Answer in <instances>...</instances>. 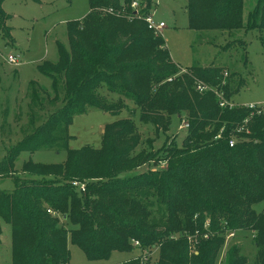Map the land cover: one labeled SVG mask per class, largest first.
I'll use <instances>...</instances> for the list:
<instances>
[{"label": "trees", "instance_id": "obj_1", "mask_svg": "<svg viewBox=\"0 0 264 264\" xmlns=\"http://www.w3.org/2000/svg\"><path fill=\"white\" fill-rule=\"evenodd\" d=\"M4 1L0 32L11 44ZM245 1L187 0L189 29L258 30L264 48V0H256L247 23ZM133 2L142 6L143 16L152 9L153 0H89L87 15L67 24L69 49L57 42L58 61L38 67L51 79L53 94L30 83L31 128L0 164V178L15 182L13 191H0V243L5 223L12 230L11 264H69L68 236L89 261L132 252L138 249L135 240L140 255L118 264H141L142 250L151 255L157 249L156 264H216L228 233L250 231L257 262L264 264V211L254 208L264 202V107L222 106L232 103L244 78L231 90L235 74L224 75L221 67L181 71L162 35L134 15ZM101 88L117 98L107 100ZM122 97L135 109L105 126L99 148H67L76 116L91 108L119 116L127 107ZM59 102L37 123V109ZM137 110L157 134L169 130L172 116L184 114L182 144L172 140L157 152L138 150L142 139L131 116ZM39 149L66 150L67 160L61 165L30 161L16 175L20 152ZM162 162L166 167L155 169ZM145 166L144 172L127 175ZM44 199L72 228L58 225L59 218L42 206ZM191 239H197V253H190ZM230 251L229 264H247L238 247ZM147 264H153L152 256Z\"/></svg>", "mask_w": 264, "mask_h": 264}, {"label": "rangeland", "instance_id": "obj_2", "mask_svg": "<svg viewBox=\"0 0 264 264\" xmlns=\"http://www.w3.org/2000/svg\"><path fill=\"white\" fill-rule=\"evenodd\" d=\"M187 0H153L151 13H155L158 22H164L166 28L158 34L166 42V46L173 61L182 70L192 66H217L224 70V75H233L230 88L234 90L240 77L244 78L245 85L239 93L231 97L233 105L250 104L264 107V48L258 30H235L197 32L189 29L186 12ZM256 0H246L244 5V22L247 23L249 14L254 10ZM4 12L9 15L6 28L13 38L11 44L0 32V164L8 158L9 151L30 130L31 82H36L49 95L53 94V85L49 77L38 70L45 61H58L57 42L69 49L67 24L83 19L89 12V0H5L2 4ZM142 9V6H140ZM149 12V13H150ZM140 13V16H143ZM140 17H137L139 19ZM141 19V18H140ZM242 40L246 46L233 42ZM233 42V43H232ZM232 43V44H231ZM227 46L228 49L223 47ZM15 57L18 64H10L9 57ZM247 59V65L244 64ZM107 100L117 98L116 94L109 93L105 88L100 89ZM42 96V94H41ZM127 107L119 116L103 112L98 108H91L86 114L76 116L69 127V149H79L86 145L99 148L102 143L104 128L120 118L130 115L135 109L132 102L122 97ZM58 104L44 103L43 111L37 109V123L44 120L49 111L58 108ZM141 136L138 150L160 151L164 145L172 140L180 146L187 134V129H181L185 115L171 117V125L166 133H156L151 124H144L140 120L139 111L131 115ZM37 125V124H36ZM151 142V148L149 147ZM67 160L66 150L39 149L35 151L23 150L14 164L16 175H21L26 163L61 165ZM166 162L159 167L165 168ZM154 168V167H152ZM147 166L131 171L127 175L144 172ZM15 188L11 177L0 178V191L11 192ZM49 208L45 199L42 206ZM256 211H264V202L255 205ZM48 213L59 218L58 225L64 229L72 228L66 217L58 211L48 209ZM11 227L2 224L0 243V264H11ZM176 236L179 237V234ZM69 264H118L131 260L140 255L139 249L132 252H114L108 261H89L82 250L69 244ZM253 233L239 231L234 236L226 237L218 254L216 264H229L230 255L235 247L240 249L239 255L247 259V264H258L257 248L254 245ZM190 253H197L195 247L197 239H191ZM158 249L152 252L153 264L158 262Z\"/></svg>", "mask_w": 264, "mask_h": 264}, {"label": "built area", "instance_id": "obj_3", "mask_svg": "<svg viewBox=\"0 0 264 264\" xmlns=\"http://www.w3.org/2000/svg\"><path fill=\"white\" fill-rule=\"evenodd\" d=\"M131 8L133 10H135L134 15L136 17L143 18L145 20V22L147 23L149 29H152L156 33V35L161 34V32L166 28V24L164 22H159V21L157 22L156 21V19H155V15L156 14L155 13H149L148 15H145L143 17L140 16V5H139L138 2H133L132 5H131ZM104 11H106L108 13H111V14L114 13V11L112 9H107V10H104ZM121 14H122V12H121ZM118 15H120V13H118ZM8 62L10 64H14V65H17L18 64V60L15 57H12V56L9 57ZM199 88L200 89H203V87H201V86H199ZM221 105L222 106L229 105L230 107H233L234 106L232 103L229 104V103H227L225 101L222 102ZM248 107L250 109H256L258 106L251 104V105H248ZM187 126L188 125H185V127H187ZM234 144H235V140L234 139H231L230 140V146H234ZM74 185L76 186V185H78V183H74ZM80 189H81V191H85L84 185H81L80 186ZM208 226H209V222H207L206 227H208ZM234 234H235L234 232H230V233H228V236H234ZM204 237L205 238H208V235H205ZM132 245L135 248H138V249L140 248V243L138 241L133 240L132 241ZM151 255L149 253H147V251L142 250L141 264H147V261L149 260V257Z\"/></svg>", "mask_w": 264, "mask_h": 264}]
</instances>
